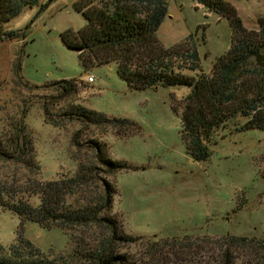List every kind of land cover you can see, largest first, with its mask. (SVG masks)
I'll return each mask as SVG.
<instances>
[{
	"label": "rangeland",
	"instance_id": "374dc122",
	"mask_svg": "<svg viewBox=\"0 0 264 264\" xmlns=\"http://www.w3.org/2000/svg\"><path fill=\"white\" fill-rule=\"evenodd\" d=\"M78 1L44 0L43 8L40 4L25 7L6 25L18 32L17 37L0 38V149L13 147L16 135L26 140L25 155H0V190L21 189L31 204L38 205L39 196L24 191L33 186L31 179L68 178L81 164L92 163L97 176L87 194L96 200L103 181H109V217L115 219L122 236L141 237L140 242H146L206 235L211 238L208 247H215L214 255L220 252L216 240L220 236L264 242V130L239 131L232 125L218 128L208 143L209 156L193 160L180 135L181 108L176 104L188 88L132 90L113 61L85 69L78 52L61 38L66 30L76 32L87 23L76 8ZM165 1L168 10L158 28V39L172 47L192 34L202 70L209 73L216 58L230 47L228 20L195 0ZM228 1L248 29L259 28L264 0ZM69 78L82 80L69 95L43 85ZM79 104L129 118L139 126L138 131L119 137L114 130L105 132L63 115ZM75 132L79 133L76 137ZM92 139L106 144L107 156L124 163L125 168L105 171L91 146ZM74 198L68 197V201ZM99 233L96 228L89 234ZM89 234L83 229L46 228L33 220L24 221L0 205V244L6 250L12 243L28 239L53 257L71 250L72 236ZM120 244L125 251L126 244ZM234 254L235 264H264L255 245L236 248Z\"/></svg>",
	"mask_w": 264,
	"mask_h": 264
},
{
	"label": "trees",
	"instance_id": "16d2710c",
	"mask_svg": "<svg viewBox=\"0 0 264 264\" xmlns=\"http://www.w3.org/2000/svg\"><path fill=\"white\" fill-rule=\"evenodd\" d=\"M43 1L0 0V38H16L18 32L8 30L7 23L25 7L40 4L43 8L47 4ZM195 2L226 18L232 32L230 47L216 58L209 73L202 70L192 34L172 47L164 46L158 39V28L168 10L165 0H99L97 3L79 0L76 8L87 23L76 32L66 30L61 38L78 52L85 69L116 62L118 73L132 90L187 87L186 95L176 103L181 108L180 135L193 160L201 161L209 156L208 143L218 128L232 125L239 131L264 130V16L259 18L258 29H248L228 0ZM81 82L79 78H69L43 85L69 95ZM63 115L83 125L103 128L105 132L114 130L119 137L139 128L129 118L109 116L80 104L69 107ZM78 134L75 132L74 136ZM18 140L16 135L13 147L6 145L0 149V155L6 158L17 153L25 155L26 140ZM91 144L99 162L106 166L105 171L125 168L124 163L107 156L106 144L95 139ZM96 169L92 163L81 164L68 178L31 179L33 186L24 191L29 196H39L38 205L31 204L21 189L0 190V205L21 220H33L46 228L57 225L67 230L83 229L88 234L96 228L101 232L88 237L72 236L71 250L53 257L46 256L28 239L12 243L7 250L0 244V264H235L234 250L253 245L260 249L264 259V242L241 236L224 235L216 239L220 243L216 255L215 247H208L211 238L206 235L152 238L146 242H140L141 237L122 236L115 219L109 217L112 207L109 181L102 180L104 188L96 200L87 194V188L97 176ZM72 196L74 200L68 201ZM121 242L126 244L125 251L120 250Z\"/></svg>",
	"mask_w": 264,
	"mask_h": 264
}]
</instances>
